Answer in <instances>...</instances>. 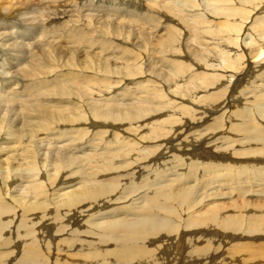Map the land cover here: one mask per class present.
<instances>
[{
    "label": "bare ground",
    "instance_id": "bare-ground-1",
    "mask_svg": "<svg viewBox=\"0 0 264 264\" xmlns=\"http://www.w3.org/2000/svg\"><path fill=\"white\" fill-rule=\"evenodd\" d=\"M22 1L23 0H0V15L1 14L3 15L5 13L6 15L11 14L12 12H15L17 14L18 11L20 12L22 10V9L20 10V8H22V5H25V4H27L26 8L30 7L29 4L31 3V0L27 1V3H24ZM63 1L65 0H40L39 4H41L45 12L44 14L42 12L41 13L39 12V15L45 18V15H47L50 12V10L54 8H55V11L58 12V8L55 7V3H60ZM82 1H85V0H80L79 2H82ZM183 1L185 2V0H149L147 2L149 6L148 11H147L148 14H145V18L146 17L155 18V16L159 13L160 16H163L162 17L163 19L166 15H169L168 10L171 9L172 7L171 3L183 2ZM242 1H245V6L242 7V10H240V12L239 10L235 9L237 11L236 13L235 12L233 13L234 9L233 10L230 9L229 11L231 13L229 11L227 12L230 15L228 16V18L230 17L229 20H227V18L221 17L224 19L223 23H225V25L223 24V26L230 29V34H231L230 37H232L234 41L237 40L236 42H238L239 36L243 35L242 29L241 30L239 29L242 27V25L244 29L246 28L250 30L253 28L252 31L256 32V34L259 36L258 40H256L259 43L258 45L256 44V47L254 46L255 52L252 51L254 53L249 55L250 56L249 59L256 60L260 58L259 63L255 66H257L258 68L256 75L260 76L261 79H259L258 76L256 75L255 76L257 77L256 78L257 81L259 80L263 81L264 80V0H242ZM44 3H47V5H44ZM90 4L91 2L88 4H84L85 6H83V8L86 7V9L88 10ZM139 5L137 7H140ZM218 6H221V4ZM214 8H216V6ZM208 10H211L213 12L212 8L210 9L208 8ZM221 10H224V9L222 8ZM33 12H37V9L35 8L32 10L29 8L25 10L24 15L28 17V21L30 23H33L34 20H36V23H39L43 18L41 17L39 19L35 17L33 18L31 16ZM214 12L219 13L216 10ZM206 13L204 16L201 15V13H197V15H199V21L197 22L210 23L208 22L211 19L210 17H214V16L213 15L211 16L210 13H207L208 15L207 16ZM64 15L65 14H63V16ZM52 16L53 14L49 18H46L48 20L49 26L51 25V31L48 32V36H47V33L44 32L45 38L40 40V42L38 41L36 45L33 46L36 52H40L43 54L48 53L47 51L49 49H47L46 51V48L50 44H52V42L58 43L59 38L64 37L65 35H66V38L68 39L66 40L67 44H68V41H70L71 43L76 42L77 44L78 40L84 41L88 38V35L84 34L85 32L84 33L80 32L79 34L78 33L76 34L75 32L76 28L67 30L69 26L67 27L66 29L67 32L65 33V29H63L65 24L63 25V27L61 25H57L58 24L57 21H55L54 20L55 18H52ZM177 19L179 20V18ZM181 20L182 19H180V22ZM212 20L210 21L213 22ZM53 21L54 23H52ZM237 21H240L241 23L240 22L239 23L241 25L238 23L236 24ZM229 22L231 23L229 24ZM193 24L192 26L188 27V29L190 28L191 35L194 37L193 40L196 42V44H194L195 46L193 48L194 52L191 53V55H189L188 57L197 59V61L199 62V65L202 66L200 68L206 71L203 70L202 72H198V73L196 72V74H190V76H187L188 73L187 71H185L184 75L185 77H187L186 79L187 83L183 84L181 81L176 84L164 83L165 84L164 89H163L164 93H161V94H159L160 92V89H158L159 86L155 85L156 81L152 82L151 80L147 79V81H150L152 86H154V89L150 92L148 90L145 93H147V95H151L149 96L151 98L158 99L159 102H154L153 104H149L150 107L141 105L143 101H140L137 103H131L130 106L134 104L131 106L133 108L130 109L127 113L128 118L131 121H133L131 123H136L138 121L147 120L149 116L153 118V117H157L159 115L167 114V113H170L171 117H177L180 115V118L174 119V121H164V122L158 121L154 123L152 125L153 128L149 130L148 128H143L146 125H143L142 127H137V130L134 131L136 132V134L133 135L128 131H120L119 128L112 126V125L120 126L119 124L120 120L109 119V114L112 113V110L109 112L100 111V110L97 111L96 113L93 112L95 119L100 120L99 122L101 123V126L108 127V129L105 128V130L101 132L103 135L107 136V134H110L109 130L110 131L112 130L110 136H112L114 141L116 140L120 141V138H123L121 139L120 142H117V143H120L119 146L102 145L99 147L98 146L93 147V149L90 150L91 151L90 153L92 154H85V157H80L76 155L80 150H82L81 147L86 145L87 141L86 142L83 141L84 138H76L74 141L70 140V143L73 147H70V145L64 147L63 145V147H59V150H61V148H64L60 151L61 155H59L57 158L51 157L50 159L47 160L48 165L52 167V169L49 168V170L46 172V173H49V175L47 176V179L43 178V180H46V183L51 182L50 189H52V192L50 193L43 192V193H38L37 195L34 194L33 196H29L28 199H26V197L24 196V193L27 190L28 185L26 186L24 184L23 185L24 187L22 185H17V186L15 185L18 188H14L15 187L14 186L13 187L14 189L10 187L13 186V184L17 183L19 180H27V182H35L37 180L36 176L38 175H36L35 177L33 176L35 174L28 175V176L23 175L24 177L23 176L20 177L21 173L15 168H13V166L15 164L20 166L21 162H26L30 164L32 167V166H35L36 161L39 162L40 166L41 164L44 166L42 161H44L45 158L40 157L37 154H34L33 150L30 149L31 147L30 148L28 147L29 145L28 146L26 145V146L28 147V149L32 150V152L27 150L26 148L25 150L20 151L21 149H23V145L21 146L20 150L14 149L15 153L20 151L19 153L20 156L16 157V158H19V157L20 158L12 159L11 163L9 162V160H8V163L3 162L2 159L0 158V166L5 167V169H0V170H3V172L0 173V201L7 200V202L9 201L12 202V203L9 202V204L0 203V219L3 218V216H5L6 214L10 215V213H12L13 216L15 217L19 212H23L22 216L24 218L26 217L27 220L29 219L32 221L31 216H33L40 209L45 210L44 203L40 201L41 200L48 201L47 198H50L49 201H52L53 203L57 204L55 206L56 210L57 212H60L59 216H55L52 218L53 220L63 219L62 212H65L64 214L65 217L72 215L70 218L69 217L67 218V220L70 222L72 220L73 221L76 220V222L79 223V221L77 220L78 214L81 216L90 218V219L88 218L89 220L87 219V221H84L85 224L83 227H85V229H80V230L75 229L74 231L68 232L66 231L69 227L67 226V224H70V222L68 223L66 222L65 225L61 224L63 226H60V227L58 226L57 232H56L57 235H62L61 233H65L67 236V237L62 238V240H59L58 238H52V235H50L49 229L51 228V226L44 224L45 221H43V219L47 220L46 219L47 213L43 214V216H41L40 218V220L43 221V223L40 226L41 229L38 230V234L40 235V238H41V234H43V236H45L46 234L45 239L53 240V241L57 240L58 241L57 243H53V247L62 248L61 251L64 252V255H67L65 256L66 258H61L59 260L53 261L51 260V257L46 255L47 252L44 251L43 249L44 255L47 256V258L44 259V256H41V252L34 249V247L37 246V244H34V242L30 244L29 241H31L32 239L28 237L27 243L29 242L30 246L25 247L24 250H21L20 249L21 244L20 243L17 244L15 239H13L15 241V243L13 244L20 250L17 251L18 257L15 258L11 256L13 258H10L7 261L6 258L11 255L10 252L12 251L11 250L12 245L8 244L9 243L8 238H3L0 240V248L4 249L8 245L10 248H7L6 250H11V251H7L6 253L0 252V264H50V262L51 264H264V255L258 254L257 252H251L248 257H246L247 255H243L244 249L247 247L248 242H254V243L256 242L260 244L262 242L261 241L258 242V240L259 239L261 240L262 238L264 239V211H263L264 209H263V206H261L263 210L261 209V207L260 208L253 207V209H251V213H252L251 214L250 209L247 208L250 205V203L247 204L248 202L245 203V202H242L243 200H241L242 189L239 191H236L238 193V196L237 194L233 196L228 195L229 192L227 193L226 190L231 191L232 189L238 188V186L231 187L230 185L231 184L230 182H233L232 180L235 177V175L228 177V174L231 173L230 170H229L230 173L226 175L225 173L220 174L221 169L217 167L225 168L227 167V165L228 166L230 165L220 164L218 163L219 161L215 162V160L214 161L212 160L210 162V166H208V169L202 170L201 167L204 166L202 165L203 163H201L200 161L199 162L195 161L194 163L195 167H199V164L202 165L200 167L202 172L201 173L195 172L196 173L195 175H190L191 173L188 174L189 172L188 171L186 173L187 177H186V174L184 173L182 176L181 173L184 171L180 173V171L177 169L182 168V166L185 163L184 161L187 160L184 156L189 155L192 152H193L192 154H196L198 151L197 148L194 147V144L191 145V147L193 148L189 149L190 147L189 145L193 141L191 140V142H189L190 141V139L188 138L189 136H187L188 144L186 147H182L180 144H177V146L179 147V150H181V153L182 151L184 152L186 150L185 153L187 154L183 153L181 156L173 155L174 157L172 160H169V161L164 160L165 157L168 158L167 155L169 152L174 151V149L178 150V148L176 147L175 148L173 147V149H171L172 145L170 147H167V144L173 143V141L175 142L178 140L179 142L182 143L184 139H181V137L183 136L181 135V132L185 130V132L187 133V129H190V124L188 120L194 121L198 118V117L192 118L191 116H187V115L181 116V113H185L184 111L187 112L188 109L189 110L191 109V108H188L187 105L183 104L184 103L183 99L188 98L187 100L189 103L197 105V108H202L201 112H196L199 115L204 116V115L209 114V116H212V114H215V112H218V113L222 112L221 115L224 116L226 113H228L226 112V109H228V107L231 106L232 98L231 96L230 97L228 96L226 98V94H225L226 89H224L223 87H227L228 91H232V93H234L236 88L239 86L240 81L246 78L247 76H249L248 69L251 68L250 64L252 62L249 61L248 57L247 59H244V57L237 58L236 56H240L238 55V53L236 56L233 53H230V50H231L230 46H233V44L231 45L225 44V41L222 39L223 36L221 35L220 32L215 35L217 37H213V36L210 37L208 31L206 32L204 29L201 31L202 26H198L199 23L197 24L199 28L195 25V23ZM210 25L212 27V24ZM45 26H48L47 22L42 23V24H37L36 28L39 29ZM82 27L84 28V24ZM166 28H168L166 25H162L160 29L163 30ZM228 29H226L227 30L226 32H228ZM76 31L78 32V30ZM70 32L72 34H69ZM170 32H172V29ZM184 32L186 31L184 30ZM19 33L21 32L18 31L17 34ZM176 34H178V32H176ZM77 36L80 37L78 38V40H77ZM225 36H227V34ZM160 37L162 38L163 42L168 41L169 44L171 43L172 38L169 36L165 37V33H161ZM51 38L52 40L50 41ZM75 38L77 41H75ZM246 38L243 36L241 37L242 42H244L245 44H246L245 42ZM224 39L226 40V38ZM249 39H252V38H249ZM9 40L10 39H7L6 41L9 42ZM249 42L250 41H248L247 45L251 44V43L249 44ZM77 45H80V44H77ZM99 45L104 48L108 47L106 46V44L105 45L99 44ZM84 46L85 47L83 49L87 48V46L92 47L93 45H92V42L87 41V43ZM62 47H63V44L60 45V48ZM238 47L239 46H237V48ZM244 47H246V49L248 48L246 45H244ZM60 48L59 50L61 51ZM89 48L90 47H88V49ZM108 48L110 49L111 47H108ZM233 51L234 50H232V52ZM97 52L99 53V50ZM88 56H91V55H88ZM238 60L240 62H238ZM175 66L179 69V72L182 73L183 70L179 66L178 62L175 63ZM73 68H75V66ZM88 68L89 67H87V69ZM103 68L106 70L109 67L104 66ZM34 70H37V69H34ZM51 70H54V69H51ZM91 71L94 72L92 68H91ZM133 71L136 72L133 68L127 66L126 75L127 73L132 74ZM208 72H210V74H207ZM251 72H254V71H251ZM23 73H20V74H23ZM26 73L23 74V76L26 77ZM164 75H166V73H164ZM154 77L155 76H153V78ZM180 77L178 76L177 78H180ZM209 77L215 80L213 84L212 83L209 84L206 82V80ZM68 78L70 79V77ZM30 79L32 80V78ZM196 79H197V82L200 83L201 85L200 84L197 85V83L195 82ZM48 82L50 83V81ZM29 83H27V85ZM46 83L47 82H45L44 80L43 84H46ZM62 83L61 85H63ZM224 83H227V84L230 83L228 85H231V84L232 85L228 87V86H224L223 85ZM31 84H34V82ZM210 86H213V87L211 88ZM216 86L217 87L219 86V88H222V89L219 91L216 90L213 92H209L210 88L213 89ZM254 89L256 90V86L255 87L253 86L250 90H254ZM255 90H254V94L256 92ZM31 91L32 90H30L29 92ZM17 92L19 93V91ZM62 92H67V91L63 90ZM204 92L205 93L209 92V93L207 96H202V97L196 94V93H204ZM247 93H250V92H246V94ZM246 94L244 93L243 95H246ZM161 96H167L170 99L178 98L181 100L179 103L172 102V101H165V100L161 101L160 99ZM261 97H264V94H262ZM32 98H33V95H32ZM34 99H35V96H34ZM48 99L49 98H43V99L37 100L36 102H34L35 100H33V103L31 102L23 103L22 102L17 105L18 108L19 107L21 108V111L23 110V112L25 111L26 113L24 115L22 114L23 118L21 116H19L18 118L20 120L19 123L24 122L25 125L23 124L22 125L25 126L27 129L20 131V128L23 129V127H20L12 131L8 130L11 135H13L12 133L13 131L17 134L15 135L14 140H12V142L13 141L15 142L17 140L22 144L23 142H25V140L28 139V138H24L25 140H22L23 137L30 138L37 134L38 135L45 134L46 137L42 138V140H46L49 142V144H51L52 142L56 141V138H59L58 133H57L58 130L48 129L51 127V125L49 127L48 124L57 123L58 125V123H63V124L66 123L67 125L70 126L71 124L75 125L78 123H82L83 120L81 121L80 118H77V117L75 118L72 116L71 117L64 116L65 113L63 112V109H64L63 106L59 107V111L46 107L45 102L48 101ZM233 99H234V96H233ZM14 100H15V97H14ZM234 102H235V99H234ZM16 103L14 104L16 105ZM162 103L166 104V106H162ZM168 104H172L171 109L169 110L167 108ZM173 104L175 108L173 107ZM1 105L3 104L1 103ZM263 106H264V103H263ZM14 107L17 108L16 106ZM60 108H63V109L60 110ZM12 112H11V115H12ZM13 113H17V112H13ZM235 116L241 117L238 113H235ZM228 117L230 118V115L229 116L227 115V118ZM95 119L92 118L93 120L92 122H96ZM41 120H43L44 122H47V126H46L47 129L45 130V133L40 132V129L43 128L42 127L43 125H41L43 121ZM108 121L112 125L106 124L108 123ZM255 123L258 125L260 124V126L264 129V127L261 125L264 123V108H262V106L259 107V109L257 110L255 114ZM253 124L254 123L253 121H251V119L242 120L240 121V124H233V126H231V130L236 131L237 133L235 134L244 135V136L242 135L241 136L246 139L250 138L247 144H253L254 147L261 146L262 148L260 149L257 148L255 152L260 151L262 153L261 149H264V140L263 139L257 140V139H260L259 133L264 135V131L261 127H258ZM109 127L111 129H109ZM180 129L182 130L179 131ZM144 131H147V132L145 133ZM221 131L222 129L220 125L216 126V128L214 125V127L211 128L210 134L208 133L209 141H212V142L216 141L218 139L216 138V136ZM0 132H3V131H0ZM122 134H127V135L124 137ZM50 135L53 137H50ZM200 135L202 136L204 134H200ZM127 136L129 137L127 138ZM251 138H254V139H251ZM5 139L6 138H4L3 140ZM33 139L34 138H31L30 140H28L29 143L27 141L26 143L31 144L32 142L30 141ZM195 140L193 142H195ZM76 141L77 142L83 141V142L79 146L78 144L74 143ZM209 141L207 142V144L210 143ZM61 142L62 141L59 138L56 141V144L60 145ZM227 142H228L227 144H229L230 141H227ZM35 143H32V144H35ZM150 143H154L157 146H154V149H152L150 147H147L148 145H145V144H150ZM216 144H218V142ZM224 144H226V141L224 142ZM8 145H12V143L9 142ZM40 145H38V150H40L39 148H41ZM201 145H198V149L199 150L201 149V152H203ZM230 146L232 145L230 144ZM233 146H234V143H233ZM55 147H58V146H55ZM7 149H8L7 147H3V145L0 144V157L5 156V153L9 152L10 149L8 151ZM242 150L241 151L239 150L240 152L239 154L241 156L245 155L244 151L242 152ZM13 155H8V157H12ZM201 155H203V153ZM240 155L239 157H241ZM48 156H51V155H48ZM219 157L221 158L222 156H219ZM82 158H85V159H82ZM161 160H164V161L161 162ZM204 164L206 165V163ZM170 165L174 166L175 167L174 169L176 170L171 171ZM207 165H209V162ZM255 165L257 164H254V166ZM255 167L256 169L258 168L257 166ZM203 168H205V166ZM261 168H264V166ZM198 170L200 171V169ZM258 170L257 172H259ZM6 171H8L7 172L8 176L7 174L2 176L4 172ZM43 171H41V174L39 175L41 178L44 176V175L42 176V174H45ZM244 171L245 170H243V172ZM249 171H250V168H249ZM255 171L256 170H253V172ZM63 172H66L67 175L65 176L62 175L58 177L55 176L56 174H59V175L63 174ZM243 172L242 174L245 173L246 175L247 171L244 173ZM257 174H256L257 176H262V179H264V172H259ZM239 176H241V174ZM239 176L237 178L242 177V176L241 177ZM241 179L247 180V178H241ZM234 183H237L240 185L238 181H235ZM45 187H46V184H45ZM80 188H84V190L79 191ZM16 189L17 191H19L18 194L14 192ZM46 191H47V187H46ZM232 194L233 193H231V195ZM244 194H247V193H244ZM239 195H241V197ZM23 198H25V201H26L24 205L25 208L22 205L24 203L22 204L19 203L21 202V199ZM11 204L13 205L11 206ZM110 207L112 209H109ZM3 208L5 210L4 213H2ZM98 208H103V209L98 210L96 214L95 213L91 215L89 214L91 211H96ZM104 209L105 211H103ZM107 209L108 211H106ZM32 210H33V213L31 214L30 212ZM27 217H30V218H27ZM103 219L105 221L101 223L98 222L99 225L96 223L95 225L96 227L94 228L95 223L93 224V222H97ZM11 223H12V220H9L7 222H0V229H2L3 232L10 231V230L12 232V229L9 228V226L10 227L12 226ZM20 227L21 226L19 224L18 228ZM13 232H14V229H13ZM30 233H33V230L28 232V234ZM21 239H23V237H21ZM47 240L44 241L46 246L48 244ZM228 240L231 242H228ZM232 241H235V242L232 243ZM46 248L48 249V252H49L51 246L50 247L47 246ZM14 250H16V248ZM71 252H73L74 254H69ZM53 254H56V252L53 251ZM237 254L240 256L239 259L238 257H236Z\"/></svg>",
    "mask_w": 264,
    "mask_h": 264
},
{
    "label": "rangeland",
    "instance_id": "rangeland-1",
    "mask_svg": "<svg viewBox=\"0 0 264 264\" xmlns=\"http://www.w3.org/2000/svg\"><path fill=\"white\" fill-rule=\"evenodd\" d=\"M27 1H29V0H23L22 2L27 3ZM72 1L73 0H65V1L60 2V3H55V7L58 8V12H56L55 8H54V9L50 10V12L47 15H45V18L39 15V12L40 13L42 12L43 14L45 12V10L41 6V4H39L40 0H31V3L29 4L30 7H28V8H26L27 4L22 5V8H20V10L21 9L22 10L20 12L18 11L17 14L15 12H12L11 14H7L8 16L6 15V13L3 15L2 14L0 15V100H1L0 101V108H1L0 109V131H3V132H0V137L2 136L0 138V141H1L0 144H2L3 147H7L8 148L7 151L10 149L9 152L5 153V156L1 155L3 157H0V158L2 159L3 162L8 163V160H9V162L11 163L12 159H19L20 158V157L19 158H16V157L20 156L19 155L20 151L25 150V148L31 152L33 150L34 154H37L40 157L45 158V160L42 161V163L44 164L45 167L42 164L40 166L39 162H37V161H36L35 166H32V167L30 164H28L26 162H21L20 166L16 165V164L13 166V168H15L16 170H18L21 173L20 177L23 175L28 176V175H33V174H35V175H33L35 177L36 175H38V176H36L37 180L35 182H27V180H19L17 183L13 184V186L10 187V188L14 189V188H18V187H16L17 185H22V186L24 184L26 186L28 185L27 190L24 193V196L26 197V199H28L29 196H33L34 194L37 195L38 193H43V192L44 193H47V192L50 193V192H52V189H50L51 182L46 183V180H43V178L47 179V176L49 175V173H46V172L49 170V168L52 169V167H50L48 165L47 160L50 159L51 157L57 158L59 155H61L60 151L64 148H61V150H59V147H63V145H64V147H66L68 145H70V147H73L70 143V140L74 141L76 138H84L83 141H85V142L87 141L86 145L81 147L82 150H80L77 153V155L75 154L76 156H80V157H85V154H92V153H90L91 152L90 150L93 149V147H97V146L99 147L102 145H104V146H119L120 143H117V142H120L121 139H123V138H120V141H117V140L114 141L112 136H110L112 130L111 131L109 130L110 134H107V136L103 135L101 132L103 130H105V128L108 129V127L107 126L102 127L101 123L99 122L100 120L95 119L93 112L96 113L99 110L109 112L112 110V113L109 114V119L120 120L119 121L120 126L112 125L111 123H109V121L106 124H110L114 127H117L120 129V131H128L133 135L136 134V132H134V131L137 130V127H142L143 125H146L143 128H148V130H149V129L153 128L152 125L158 121L159 122L174 121V119L180 118V115L177 117H171L170 113H167V114H162V115H159V116L153 117V118H151V116H149L147 120L138 121L136 123H131L133 121H131L128 118L127 113L130 109L133 108L131 106L134 104H132L130 106L131 103H137V102L143 101V103L141 105H145L147 107H150L149 104H153L154 102H159L158 99L151 98V97H149L151 95H147V93H145L148 90L150 92L154 89V86H152L151 82L147 81V79L151 80L152 82L156 81L155 85L159 86V88H158V89H160L159 94H161V93H164V90H163L164 86H165L164 83L176 84L180 81L183 84L187 83V80H186L187 77H185V75H184L185 71H187V73H188L187 76H190V74H196V72L198 73V72H202L204 70V69L200 68L202 66L199 65V62L197 61V59L188 57L189 55H191V53L194 52L193 48L195 47L194 44H196V42L193 40L194 37L191 35L190 28L188 29V27L192 26L193 23H195L196 26L199 23L198 26H202L201 31L203 29L206 32L208 31L210 37L211 36L217 37L215 35L220 32L221 35L223 36L222 39L225 41V44H227V45L233 44V46L235 48H237V46H239L237 49H235L233 46H230V49H231L230 53H233L235 56L237 55V53H238V55H240V56H236L237 58L244 57V59H247V57H248V59H249L250 58L249 55H251L255 52L254 46L256 47V44L258 45V43H259L258 41H256V40H258L259 36L256 34V32L252 31L253 28L250 30H248L246 28L244 29L243 25L241 28H239L240 30L242 29V34H243L242 36L243 37L246 38L248 36L247 37L248 39L246 38V40H245V42H246V44H245L241 40L242 36H239L238 42H236L237 40L234 41L233 38L230 37V35H231L230 29L223 26V24L225 25V23H223L224 19L221 17L227 18V20H229L230 17L228 18V16H230V15L227 12L230 9L231 10L234 9L233 13L234 12L236 13L237 10H239V12H240V10H242V7L245 6V1H242V0H225V1L224 0H185V2L184 1L183 2H173V3H171V6H172L171 9L168 10L169 15H166L163 19H162L163 16H160L159 13L155 16L156 19L155 18H148V17L145 18V14H148L147 11H148L149 6H148L147 2L149 0H92V1L91 0H85L82 2H79L80 0H78V1L74 0L73 1L74 4L72 3ZM192 1H193V3H192ZM84 2H86V3H84ZM90 2H91V4H90L88 10L86 9V7L83 8V6H85L84 4H88ZM220 4H221V6H218ZM44 5H47V3H44ZM138 5L140 7H137ZM215 6H216V8H214ZM123 7H124V9H123ZM141 7H143L145 10ZM220 7H222L224 10H221L222 8H220ZM235 7H237V8H235ZM29 8L32 10L35 8L37 9V12H33V14H31V16L33 18L34 17L37 19H39L40 17L43 18L39 23H36V20H34L33 23H30L28 21V17L25 16L24 13H25V10H27ZM66 8H68V9H66ZM208 8L209 9L212 8L213 12L211 10H208ZM235 9H237V10H235ZM215 10L218 11L219 13H217V12L215 13L214 12ZM206 12L210 13L211 16L212 15L214 16V17H210L211 18L210 20L213 19L212 20L213 22H211L210 20L208 21L210 23L197 22V21H199V15H197V13H201V15L204 16ZM207 13H206V15H207ZM52 14H53L52 18H55L54 20L57 21V23H58L57 25H61L63 27V25L65 24L63 27V29H65V33L67 32L66 29L69 26L67 30L76 28V30H78V32L75 30L76 34L77 33L79 34L80 32H82V33L85 32L84 34L88 35V38L84 41H80V40H78V38H80V37L77 36V40H78L77 44H80V45H77L76 42L71 43L70 41H68V44H67L66 40H68V39L66 38V35H65L64 37L59 38L58 43L52 42V44H50L46 48V51H47V49H49L47 51L48 53L43 54L40 52H36L34 50L33 46L36 45V43L38 41L40 42V40L45 38L44 32L47 33V36H48V32L51 31V25L49 26L48 20L46 18H49ZM63 14H65L66 16L65 15L63 16ZM112 14H113V16H112ZM118 15H120V16H118ZM54 16H56V17H54ZM63 17H64V19H63ZM176 17L179 18V20ZM218 17H219V19H218ZM202 18H204V17H202ZM59 19H60V21H59ZM180 19H182L183 21L181 20V22H180ZM156 20H158V21H156ZM80 21H82V22H80ZM46 22H47L48 26L41 27L39 29L36 28L37 24H42V23H46ZM239 22L240 21H237L236 24L241 23V22L240 23ZM52 23H54V21ZM82 23L84 24V28L82 27L83 26ZM189 23H190V25H189ZM230 23L231 22H229V24ZM207 24H209V25H207ZM210 24H212L213 28L211 27ZM162 25H166L168 28L161 30L160 28ZM79 28H81V29H79ZM88 28H90V29H88ZM171 29H172V32H170ZM226 29H228V32H226L227 31ZM176 30H178V31H176ZM182 30H183V32H184V30L186 31V32H184L186 35L182 32ZM244 30H245V32H244ZM18 31H20L21 33L17 34ZM115 31H116V33H115ZM175 31L178 32V34H176ZM161 33H165V37L169 36L172 38L170 44L168 41H164V42L162 41V38L160 37ZM249 33H251V34H249ZM69 34H72V33L70 32ZM226 34H227V36L228 35L229 36L228 37L225 36ZM187 38H188V40H187ZM224 38H226V40ZM249 38H252V39H249ZM7 39H10L9 42L6 41ZM51 40H52V38L50 39V41ZM77 40L75 38V41H77ZM186 40H187V42H186ZM189 40H190V42H189ZM87 41L92 42L93 46L92 47L87 46V48L83 49L85 47L84 45L87 43ZM226 41H228V42H226ZM248 41H250L249 42V44L251 43L250 45H247ZM185 43H187V44H185ZM190 43H191V45H190ZM61 44H63L62 48H60ZM81 44H83V45H81ZM99 44H104V45L106 44V46L111 47V48L110 49L108 47L104 48V47H101ZM57 45H58V47H57ZM182 45H184V46H182ZM244 45H246L248 48L246 49V47H244ZM88 47H90V48L88 49ZM96 47L97 48L99 47V48L97 49ZM232 47H233V49H232ZM240 47H241V49H240ZM59 48L61 49V51L59 50ZM76 48H77V50H76ZM58 50L60 51V53ZM98 50H99V53L97 52ZM232 50H234V51L232 52ZM235 51H236V53H235ZM252 51H254V52H252ZM86 52H87V54H86ZM88 55H91V56H88ZM106 57H108V58H106ZM259 60H260V58L256 59V60L255 59H252V60L249 59V61L252 62L250 64L252 69L251 68L248 69L249 70L248 71L249 76H247L246 78H244L240 81L239 86L236 88L234 93H232V91H228L227 87H223L224 89H226V91H225L226 98L228 96L229 97L231 96V98H232L231 106L228 107V109H226V112H228V113H226L224 116L221 115L222 112H219V113L215 112V114H212V116H209V114L204 115V116L199 115L196 112H201L202 108H197V105L189 103L187 100L188 98L183 99L184 100L183 104L187 105L188 108H191V109L190 110L188 109L187 112L184 111L185 113H181V116L187 115V116H191L192 118L193 117H198V118L194 121L188 120V122L190 124V129H187V133L185 132V130H183V132H181V135H183L181 137V139H184L182 143L179 142V140H178L175 142L173 141L174 144L173 143L167 144V147H170L172 145L171 149H173V147L174 148L176 147V148H178V150L174 149V151L168 153V155H167L168 158L167 157L164 158V160L169 161V160L173 159V157H174L173 155L181 156L183 153L187 154V153H185L186 150L184 152L182 151V153H181V150H179V147L177 146V144H180L182 147H186L188 144L187 143V136H189L188 137L190 139L189 142H191V140L194 141L196 138L195 142L192 141V143H190L189 149H192L193 147H191V145L194 144V147L197 148V150H198L197 153L192 154L193 153L192 152L189 155H185L184 157L187 160L184 161L185 163L182 166V168L177 169V170H179L180 173L182 171H184L181 173L182 176H183V173L186 174L188 171H189L188 174L191 173L190 175H195L197 172L201 173L203 169H205V170L208 169V166H210V162L212 160L213 161L215 160V162L219 161L218 163H220V164H226V165L229 164L230 166L227 165V167H225V168L217 167V168H220L221 170H223V171L220 170V174L225 173V175H226V174L231 172L230 174H228V177L235 175V177H234L235 179L233 178V180H232L233 182H230L231 183L230 185H231V187H237L238 186V188H235L236 190L232 189L231 191H233V192H231L230 190H226V192L230 193V194L228 193L229 196H233L236 194L238 196V193L236 191H239L242 189L241 200H243L242 202H245V203L248 202L247 204L250 203V205L247 207L248 209H250V213H251V209H253V207L254 208H257V207L260 208L261 206H263V209H264V197H263L264 196V179H262V176H257L258 175L257 173L264 172V168H261L264 166V153H263L264 149H261L263 154L260 151L255 152V150L257 148L260 149L262 147L261 146H255L254 147L253 144H247V142L250 138L246 139V138L242 137V136H244L242 134H235L237 132L231 130V126H233V124H240V121H242V120L251 119V121H253V123H254L253 125L261 127L260 124L258 125L255 123V114H256L257 110L259 109L260 106H262V108H264V106H263L264 97H261V95L264 94V80L263 81H260V80L257 81L256 80V78H257L256 76H258V75H256L258 68L255 65H257L259 63ZM176 61L179 63V66L183 70L182 73L179 72V69L176 67L177 65L175 66V63H177ZM238 62H240V61L238 60ZM100 64H102V65H100ZM74 66H75V68H73ZM104 66H108L109 68H107L105 70L103 68ZM127 66L133 68L136 72L133 71L132 74L127 73V75H126ZM69 67H71V68H69ZM87 67H89V68L87 69ZM94 67H96V68H94ZM91 68L93 69L94 72L91 71ZM173 68L176 71H174ZM34 69H37V70H34ZM51 69H54V70H51ZM204 71H206V70H204ZM251 71H254V72H251ZM26 72H28V73H26ZM20 73H23V74L26 73V77ZM49 73L51 76L49 75ZM164 73H166V75H164ZM146 74H148V75H146ZM207 74H210V72H208ZM30 76H32V77H30ZM48 76H50V77H48ZM67 76L70 77V79ZM153 76H155V77L153 78ZM166 76H167V78H166ZM178 76L179 77L181 76V77L177 78ZM14 77H16V78H14ZM169 77H170V79H169ZM30 78H32V80ZM37 78L39 79V81ZM258 78L261 79L260 76H258ZM175 79H177V80H175ZM40 80H41V82H40ZM42 80H43V82L45 80V82H47L48 84L47 83L43 84ZM131 80L132 81L134 80V81L132 82ZM48 81H50V83ZM214 81L215 80L211 77H209L206 80V82L209 84L210 83L213 84ZM20 82H21V84H20ZM33 82L35 85L31 84ZM39 82H40V84H39ZM195 82L197 83V85L200 84L197 82V79ZM27 83H29V84L27 85ZM61 83L64 86L61 85ZM228 84H230V83H228ZM228 84L224 83L223 85L228 86V87L232 85V84L231 85H228ZM253 86L254 87L256 86V90L254 89L256 91L255 94H254V90H250ZM30 87H32V88H30ZM210 87L212 88L213 86H210ZM59 88H61V89H59ZM211 88L209 89V92H213L216 90L219 91L222 89V88H219V86L218 87L216 86L213 89H211ZM30 90H32V91L29 92ZM63 90H65L67 92H62ZM17 91H19L20 94ZM246 92H250V93L246 94ZM64 93H66V94H64ZM208 93L204 92V93H196V94H198L199 96L202 97V96H207ZM244 93L246 95H243ZM211 94H213V93H211ZM14 95H16V96H14ZM23 95L26 97H24ZM32 95H33V98H32ZM12 96L15 97V100H14V97H12ZM34 96H35V99H37V97L39 96L37 100L43 99V98H49L48 101L45 102L46 107L53 109V110H56V111H59V107L63 106L64 109L60 108V110L63 109V112L65 113L64 116H70V117L72 116L75 118L77 117V118H80L81 121L83 120L82 123H78L75 125L71 124L70 126L67 125L66 123L65 124L58 123V125H57V123L48 124L49 127L51 125V127L48 129L58 130L57 131L58 137L61 139L62 145H61V143H60V145L56 144V141L59 138H56V141L52 142L51 144H49V142L46 140H42V138L46 137L45 134H43V135L37 134V135H35L36 137L33 136L30 138L29 137H23L22 140H25L24 138H28L27 140H25V142H23L24 144L23 143L21 144L17 140L15 142L14 141L12 142V140H14L15 135H17V134L13 131L12 132L13 135H11L9 131H12V130L20 128V127H23V129L20 128V131L27 129L25 126H23V125H25L24 122L19 123L20 120L18 118L19 116L22 117V114L24 115L26 113H25V111L23 112V110L21 111V108L20 107L18 108L17 105L22 103V102L23 103L24 102L25 103H30V102L33 103V100H35ZM233 96H234L235 102H234ZM160 99H161V101L165 100V101H172V102H177V103H179L181 100L178 98L170 99L167 96H161ZM37 100H35L34 102H36ZM12 101L14 103H16V102H18V103H16V105H15ZM11 102H12V104H11ZM1 103L3 105H1ZM164 103H166V102H164ZM164 103H162V106H166V104H164ZM171 105L172 104H168V107H167L168 110L171 109ZM14 106H16L17 108H15ZM127 107H129V108H127ZM173 107L175 108L174 104H173ZM10 111L11 112L12 111L17 112V113L12 112V115H11ZM235 113H238L241 117L235 116ZM227 115L228 116L230 115V118L229 117L227 118ZM92 118H94L96 120V122H92L93 121ZM41 121H43V120H41ZM60 124H62V125H60ZM218 124L221 126L222 131L219 132L216 136V138H218L216 140L218 142V144H216L217 143L216 141H213V142L209 141L208 136L211 132V128H213L214 125L216 128V126H219ZM41 125H43L42 126L43 128L40 129V132L45 133V130L47 129V127H46L47 122L43 121V123ZM261 125L264 127V123ZM109 129H111V128L109 127ZM184 129H186V128H184ZM247 129H249V128H247ZM181 130L182 129H180L179 131H181ZM71 131H73V132H71ZM167 131H168V129H167ZM263 131H264V129H263ZM144 132L146 133L147 131H144ZM200 134H204V135L201 136ZM122 135L125 137L127 134H122ZM50 137H53V136L50 135ZM128 137L129 136H127V138ZM4 138H6V139L3 140ZM31 138H34V139L31 140L30 142L35 143V141H36L35 144H32V143L27 144L26 143V141L29 143L28 140H30ZM200 138H202L203 140ZM259 138L260 139H257V140H262V139L264 140V135L259 133ZM251 139H254V138H251ZM184 141H185V143H184ZM208 141L210 142L209 144H207ZM223 141L224 142L226 141V144H224ZM227 141H230L231 143L229 142V144H227L228 143ZM232 141L234 143V146H233ZM9 142L12 143V145H8ZM82 142L76 141L74 143H76L80 146L82 144ZM240 142H242V143H240ZM197 144L198 145L202 144L201 148L203 149V152H201V149L200 150L198 149ZM230 144L232 146H230ZM237 144H239V145H237ZM22 145H23V149L20 150ZM26 145L27 146L29 145L28 147L29 148L31 147L30 149H32V150L28 149V147ZM38 145L41 146V148H39L40 150H38ZM145 145H148L147 147H150L152 149H154V146H157L154 143L145 144ZM55 146H58V147H55ZM205 146H207V147H205ZM227 147H228V149H227ZM230 148H231V150H230ZM14 149H17L20 151L15 153ZM244 149H246V150H244ZM222 150H224V151H222ZM237 150H238V152H237ZM239 150L240 151L242 150V152L244 151L245 155H242L243 157L239 154L240 153ZM202 153H203V155H201ZM70 154H72V153H70ZM205 154L206 155L208 154V155L206 156ZM8 155H13V156L8 157ZM48 155H51V156H48ZM200 155H201V157H200ZM227 155H229V156H227ZM239 155L241 157H239ZM219 156H222V157L220 158ZM222 158H223V160H222ZM82 159H85V158H82ZM164 160H161V162ZM54 161H56V160H54ZM195 161L196 162L200 161L201 163H203L202 165H204L205 168H203L204 166H202L201 164H199V167H195V165H194ZM208 162H209V165H207ZM204 163H206V165ZM254 164H257L255 166H257L259 168V170H258V168L256 169ZM191 165H193V166H191ZM259 165H260V167H259ZM237 166H238V168H237ZM244 166H245V168H244ZM170 167H171V171L176 170V169H174L175 168L174 166L170 165ZM200 167L202 168V170ZM251 167H253L254 169ZM191 168H192V170H191ZM233 168H235L236 170ZM247 168H248V170H247ZM249 168H250V171H249ZM0 169H5V167L0 166ZM198 169H200V171ZM240 169H241V171H240ZM229 170H230V172H229ZM243 170H245L244 172L247 171L246 175L243 172ZM253 170H256L255 171L256 173L253 172ZM257 170L259 172H257ZM41 171H43L45 173V174H42V176L44 175L42 178L39 176L41 174ZM235 171L239 174H237ZM2 172H3V170H0V173H2ZM7 172L8 171L4 172V174L2 176L6 175ZM242 172L244 174H242ZM240 174L242 177L239 176ZM62 175L65 176L67 174H66V172H63V174H60V175L56 174L55 176L58 177V176H62ZM237 175L241 178H247V180L237 178L238 177ZM7 176H8V174H7ZM186 177H187V174H186ZM7 181H8V179H7ZM235 181H238L240 183V185L237 183H234ZM45 184L47 187V191H46ZM83 190H84V188L79 189V191H83ZM247 191H249L250 194ZM14 192H16V194H18L19 191H17V189H16ZM231 193H233V194L231 195ZM244 193H247V194H244ZM12 194H14V193H12ZM239 196L241 197V195H239ZM47 197H48V195H47ZM243 197H244V199H243ZM253 197H254V199H253ZM256 198H257V200H256ZM47 199H48V201L47 200L46 201L43 200L44 202L42 200L40 201V202L44 203L45 210L40 209L33 216H31L32 221L29 219L27 220L26 217L24 218L22 216L23 212H19L15 217L13 216L12 213H10V215L6 214L5 216H3V218L0 219V222H7L9 220H12V223H11L12 226L11 227L9 226V228L12 229V232H11V230L3 232V230L0 229V240L3 238H8L9 239L8 244L12 245V248H11L12 251L6 250L7 248H10L8 245L4 249L0 248V252L6 253L7 251H11L10 252L11 255L6 258L7 261L10 258L18 257L17 251H19L20 249L24 250L25 247H29L32 242H34V244H37V246H35L34 249L40 251L41 256H44V259H46L47 256L51 257V260H53V261L59 260L61 258H66L65 256H67V255H64V252L61 251L62 248H60V247L54 248L53 247V243H57L58 242L57 240L53 241V240L45 239L46 234H45V236H43V234H41V238H40V235L38 234V230L41 229L40 226L42 225L43 221H45L44 224L51 226V228L49 230H50V235H52V238H58L59 240H62V238L67 237L65 233H61L62 235H57L56 232H57L58 226L60 227V226L65 225L66 222L67 223L70 222L67 220V218L68 217L70 218L72 215L65 217V215H64L65 212H62L63 219L53 220L52 218L55 216H59L60 212H57V210H56L55 206L57 204L53 203L52 201H49L50 198H47ZM3 201H0V203L9 204V202H10V201L7 202V200H3ZM259 202H260V204H259ZM262 202H263V204H262ZM10 203H12V202H10ZM19 203L20 204L24 203L22 205L25 208V206H24L26 203L25 198L21 199V202H19ZM12 205L13 204H11V206ZM53 207H55V208H53ZM100 209H103V208H98L96 211H91L89 214L90 215L93 213L96 214V212ZM109 209H112V208L110 207ZM261 209H262V207H261ZM4 211L5 210L3 208L2 213H4ZM103 211H105V209ZM106 211H108V209ZM30 213L32 214L33 210ZM46 213H47V218H46L47 220L43 219V221H41L40 220L41 216H43V214H46ZM27 218H30V217H27ZM88 218L89 217H84V216H81L78 214L77 220L79 221V223H77L76 220H74V221L72 220L70 222V224H67V226H69V227L66 231L71 232V231H74L75 229H79V230L85 229V227H83L85 224L84 221H87ZM24 219H26V220H24ZM109 220H111V219H109ZM104 221L105 220L103 219V220H100L97 222H93V224L95 223L94 228L96 227L95 226L96 223L98 224V222L101 223ZM19 224L21 226L20 228H18ZM61 224H63V225H61ZM13 229H14V232H13ZM32 230H33V233L28 234V232H30ZM20 236L23 237V239H21ZM28 237H30L32 239L31 241H29L30 244H29V242L27 243ZM13 239H15L17 244H19V243L21 244L20 249L17 248L13 244V243H15V241ZM45 240H47V242H48L47 246H49V247L51 246L49 252H48V249L46 248L47 246L45 245V242H44ZM260 241L262 242L260 244L256 243V242L255 243L254 242H248L247 247L244 249L243 255H247L246 257H248L251 252H257L258 254L264 255V242H263L264 239L263 238L261 240L259 239L258 242H260ZM228 242H231V241L228 240ZM233 242H235V241H232V243ZM15 248H16V250H14ZM43 249H44V251L47 252V254H46L47 256L44 255ZM53 251H55L56 254H53ZM69 254H74V253L71 252ZM11 256H13V257H11ZM236 257H238V259L240 258V256L238 254L236 255ZM50 264H51V262H50Z\"/></svg>",
    "mask_w": 264,
    "mask_h": 264
}]
</instances>
